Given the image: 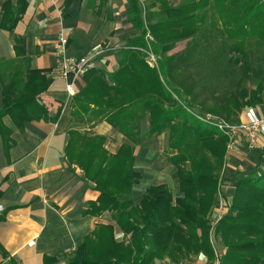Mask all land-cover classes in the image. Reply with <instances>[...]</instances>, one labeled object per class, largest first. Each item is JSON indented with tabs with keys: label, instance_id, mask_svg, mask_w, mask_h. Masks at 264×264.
I'll list each match as a JSON object with an SVG mask.
<instances>
[{
	"label": "trees",
	"instance_id": "16d2710c",
	"mask_svg": "<svg viewBox=\"0 0 264 264\" xmlns=\"http://www.w3.org/2000/svg\"><path fill=\"white\" fill-rule=\"evenodd\" d=\"M106 2L99 0V11ZM212 3L222 25L227 64L238 66L243 78L238 100L233 97L236 111L264 103V0H187L176 5L169 0H126L125 19L135 32L113 51L116 68L92 66L85 73V85L72 96L73 115L82 121L104 120L133 143L139 142L144 118L149 123L146 135L167 131L168 161L176 167L182 196L173 199L169 188L159 184L148 187L133 204L131 189L141 176L133 169L134 146L123 143L110 153L103 135L71 129L66 157L99 192L88 212L108 210L127 238L116 240L111 224H99L66 264H154L164 256L178 262L199 252L206 255L207 264L214 260L264 264V166L231 178L232 195L225 198L222 216L212 223L226 137L192 114L190 97L182 99L187 91L176 80L175 55L168 54L176 42L195 32ZM24 8L25 3L5 2L0 27L13 30ZM19 42L16 39V49ZM149 50L156 66L146 61ZM10 72L9 79L1 82L0 135L5 150L12 139L2 117L10 115L17 125L43 117L44 107L29 103L27 94L46 90L52 81L39 68L23 71L17 66ZM212 239L222 245L218 254ZM0 250L4 252L1 245Z\"/></svg>",
	"mask_w": 264,
	"mask_h": 264
},
{
	"label": "crops",
	"instance_id": "0c3cea01",
	"mask_svg": "<svg viewBox=\"0 0 264 264\" xmlns=\"http://www.w3.org/2000/svg\"><path fill=\"white\" fill-rule=\"evenodd\" d=\"M5 2L12 6L25 3V8L13 30L0 27V108L1 82L9 79L15 67L23 71L43 69L52 81L46 90H31L27 94L29 103L44 107L43 117L22 125H17L8 114L1 119L10 130L12 144L5 150L0 135V245L4 250H0V264H66L83 238L99 224H111L116 240L127 238L108 210L88 212L99 192L82 169L67 159L64 148L68 132L78 129L103 135L104 147L110 153H115L123 143L134 146L133 169L141 175L131 189L135 205L148 187L159 184L171 190L173 199L182 196L176 167L168 161L169 136L167 131L146 135L147 118L145 130L141 121L137 143L104 120L82 121L73 115L72 97H68L65 84L71 82L77 92L87 77L70 74L65 80L58 74L54 53L58 33L61 31L67 37L68 52L73 55L88 52L93 42L91 36L95 37L99 30L105 31L107 44H116L123 35L122 28L125 29L117 17L126 7V0H107L100 11L99 0H68V3L67 0H0V24ZM108 50L94 66L116 68L111 59L113 51ZM255 109L259 116H264V103ZM238 119H244V112ZM223 164L225 179L220 191L224 198L232 195L235 182L231 178L235 174L249 172L256 165L264 166L259 149H249L241 137L237 152L226 149ZM215 215L213 207L211 222ZM165 263L207 264V257L199 252L178 262L167 256L154 259V264Z\"/></svg>",
	"mask_w": 264,
	"mask_h": 264
},
{
	"label": "rangeland",
	"instance_id": "374dc122",
	"mask_svg": "<svg viewBox=\"0 0 264 264\" xmlns=\"http://www.w3.org/2000/svg\"><path fill=\"white\" fill-rule=\"evenodd\" d=\"M183 1L187 0H169V3L176 5ZM202 17L204 19L202 18V23L197 26L195 32L190 37L176 42L175 47L168 52V54L175 55L172 62L176 64V80L187 91V93L183 92L182 99L190 97L189 107L193 111L203 114V112L209 110L210 113L223 118L237 119L245 111L246 107L255 106L246 105L241 111H236L233 97L238 100V91L241 86L239 80H243L241 71L238 66H229L227 64V54L223 50L224 35L221 30L222 25L213 3L212 7H206ZM117 21L120 24L122 23L121 25H124L125 29L122 28L123 35L118 39V42H115L116 44L106 43L104 40L106 33L103 30H99L95 37L91 36L93 42L88 51L98 45L105 50L101 56L96 57L94 64L100 62V57L105 55L108 49L115 51L119 46L123 45L128 35L135 32V28L127 23L124 10L118 15ZM262 47H264V44H262ZM252 84L253 82L249 80L247 86L251 87ZM204 107H207L208 110H205ZM145 121L146 118L142 120L144 130L146 127ZM216 131L221 134L219 130L216 129ZM223 168L224 164L222 163L218 172L219 190L222 187L223 179L221 180L220 177H222ZM212 241L214 242V239ZM214 243L216 245L215 253L218 254L222 249V245L219 244L218 240ZM216 261L214 260L213 264H216Z\"/></svg>",
	"mask_w": 264,
	"mask_h": 264
},
{
	"label": "built area",
	"instance_id": "2783aa9c",
	"mask_svg": "<svg viewBox=\"0 0 264 264\" xmlns=\"http://www.w3.org/2000/svg\"><path fill=\"white\" fill-rule=\"evenodd\" d=\"M67 43V37L60 31L54 44V53L58 59V74L65 80L68 79L70 74L75 76L85 75L94 66L96 57L101 56L103 51H105L98 45L82 55H73L68 52ZM146 55L147 62L151 65H156L155 56L150 50L146 52ZM65 90L68 97H72L75 93L72 83L68 81H66ZM192 114L202 122L219 130L226 137V149L228 151H238V141L239 137H241L249 149L258 148L261 160H264V116H259L255 107H246L244 119L236 122L210 113L198 114L192 111ZM225 206V198L221 191L218 190L217 201L214 206L216 215L212 223H215L222 216L225 211ZM1 209L2 207L0 205Z\"/></svg>",
	"mask_w": 264,
	"mask_h": 264
}]
</instances>
